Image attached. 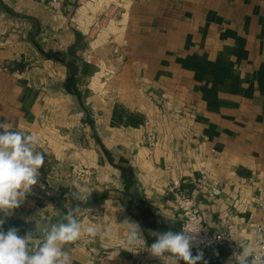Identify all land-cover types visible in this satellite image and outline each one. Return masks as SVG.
<instances>
[{"label":"crops","instance_id":"obj_1","mask_svg":"<svg viewBox=\"0 0 264 264\" xmlns=\"http://www.w3.org/2000/svg\"><path fill=\"white\" fill-rule=\"evenodd\" d=\"M76 4L0 0V122L37 134L45 153L37 184L0 213L3 231L55 222L79 203L78 186L91 190L83 227L112 237L64 245L71 264H163L149 233L180 231L175 189L212 230L234 224L233 243L249 242L264 194V0H133L122 38L90 62ZM97 64L113 70L103 88L88 83ZM200 177L218 182L215 202ZM125 218L145 251L125 249ZM191 251L199 264L233 258L228 245Z\"/></svg>","mask_w":264,"mask_h":264},{"label":"clouds","instance_id":"obj_2","mask_svg":"<svg viewBox=\"0 0 264 264\" xmlns=\"http://www.w3.org/2000/svg\"><path fill=\"white\" fill-rule=\"evenodd\" d=\"M40 137L23 129L13 130L7 122H0V213L5 216L20 206L32 186L37 184L40 169L45 164V153L38 150ZM72 199L79 203L53 222L36 221L34 232L24 236L18 235V229L11 227L3 231L4 218H0V264H71L70 250L64 245L74 244L82 234L90 239H111V230L98 225L83 227L79 214L80 204L88 201L91 190L73 186ZM175 220L174 218H168ZM198 218L189 217L179 232L153 231L149 234L155 238L150 246V253L158 257L163 264H199L203 253L193 256L191 248L199 232V224L191 225ZM124 230L125 249L143 248L146 241L138 222L125 218L119 223ZM242 249L234 253L229 264H264V248L257 242H239ZM204 264H207L205 261Z\"/></svg>","mask_w":264,"mask_h":264},{"label":"built area","instance_id":"obj_3","mask_svg":"<svg viewBox=\"0 0 264 264\" xmlns=\"http://www.w3.org/2000/svg\"><path fill=\"white\" fill-rule=\"evenodd\" d=\"M133 0H77L74 9V22L79 30L87 38L89 45L85 53V59L88 62L92 60L95 51L106 43H118L122 38L123 31L126 26L128 11ZM47 6L52 10H59L63 7V0H46ZM111 68L103 67L102 64H97L91 75L89 85L94 82L98 83L99 88H103L106 79L112 74ZM200 183L206 184L205 179L198 178ZM177 185V182L172 184ZM207 185L208 198L215 202L221 195V188L218 182L213 181ZM173 206L181 215L179 230L183 229L185 221L195 215L198 219L191 225L196 227L199 224V232L193 233L196 240L193 242L195 249L205 250L216 245H228L230 253L242 251L239 245L233 243V237L239 232V228L234 224H228L220 230H212L205 222L204 217L197 206V200L190 195L181 194L173 190L172 195ZM257 207L260 216L257 219L250 216V224L254 229V236L249 242H257L261 248H264V194L257 196ZM142 251L145 249L140 248ZM140 259L141 257L138 256ZM132 264V263H131Z\"/></svg>","mask_w":264,"mask_h":264},{"label":"rangeland","instance_id":"obj_4","mask_svg":"<svg viewBox=\"0 0 264 264\" xmlns=\"http://www.w3.org/2000/svg\"><path fill=\"white\" fill-rule=\"evenodd\" d=\"M92 60H93V59H92ZM92 74H93V73H92ZM92 74H91V75H92ZM88 83H89V82H88ZM97 84H98V83L94 82L92 86H94V85L97 86Z\"/></svg>","mask_w":264,"mask_h":264}]
</instances>
